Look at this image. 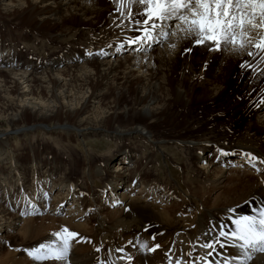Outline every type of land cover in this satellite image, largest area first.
<instances>
[{
	"label": "bare ground",
	"instance_id": "1",
	"mask_svg": "<svg viewBox=\"0 0 264 264\" xmlns=\"http://www.w3.org/2000/svg\"><path fill=\"white\" fill-rule=\"evenodd\" d=\"M122 2L127 5L129 0H122ZM131 2V8L127 6L120 8L119 4L121 0H0L1 10L9 13L24 12L27 14L29 24L33 23L31 27L35 26L38 28V26H45L49 30H52L50 37L53 38V43L60 45L62 49L60 51L62 53L59 52L53 55L48 61L42 62L40 65L37 62L21 61L15 54L8 55L5 58L3 56L0 57V68L7 66L11 68V70H8L9 72L6 69H0V78H2L0 79V88L4 87L6 83V85H11L14 88L12 94L15 93V97H10L5 92L2 97L7 102L6 111L12 115L9 128L0 130V150L7 153L4 158L8 157L9 150H13L11 144H9V139H7L8 134L12 133L18 136L22 133L25 136L26 133L32 131L31 128H39L42 125L40 123H43L45 120L49 121V125L46 126H49L50 130H53L52 132L49 131V134L51 133L52 136L59 135L68 144L73 142V138L75 140L77 137L85 139L93 136L106 137L107 135L112 136L116 142L120 141L116 154L111 156L112 162L113 160L120 161L116 166L117 169L111 170L112 162H99L95 164L93 171L88 175L85 174V177L82 178L83 182L88 181L86 184L88 185L89 194H84L86 187H83L84 185L81 184L80 179L73 180V178L67 176L62 181H59L61 176L56 175L53 178L55 171L51 173L47 171L43 173L36 172L33 174L32 182L34 186L28 193H25V191L14 193L10 188L9 190L6 189L8 187L6 186L7 181L6 183L2 181L3 183L0 184V188H3L2 190L4 191L3 194L0 193V221L2 224H7L2 228V234L13 228L16 223L20 222V218L25 215L43 213L44 207L49 206V204L51 205L50 213L54 212L52 214H57L63 208L65 209L64 205L67 203V206L69 205L67 209H71L67 214H70L69 220L72 221H74L72 216L78 214L81 215V218L75 220L88 221L91 219V216H95L98 219L96 227L91 228L94 238H88L90 239L88 244L83 243L87 239L81 240L85 236H76L71 239L68 264H98V259L103 261L104 264H127L126 260L120 259L121 253H118L116 249L125 246L128 241H132V244L135 245V247L129 246L126 248V251L130 252L134 257L133 264H169V260L165 256L166 252L171 257V264H176V260L180 258H183V261L187 262L189 257L186 253L192 250L190 241L197 244L196 252L193 253V256L205 255L209 251L208 249L200 248L198 244L203 243L206 239L201 234L208 229L209 225L207 224L210 221L213 223L222 222L225 225V230H228L234 227L231 224L232 218H236L239 215H251L254 209L264 207V164L259 162L260 160H264V142H260L261 146L259 147L255 145L246 147L234 144L233 142L230 143L228 141H233L234 132L230 129H226L223 132L218 127L217 131L221 133V137L218 136L219 134L217 135L218 137L209 134L216 131L213 128H211L213 132H209L207 137L203 136L204 134L198 133V137L192 139H188L186 136V138L184 136L181 138L182 134L179 131H171L170 134L166 131L163 137L153 135L152 132L154 125L158 123L157 121L170 116L176 117L174 116L175 112H173L176 106L179 109H185L188 106L187 109L190 110L189 108L193 109V104L195 107L199 104L205 106L215 103L224 96H230L231 98V95H227L225 90L228 80L232 78L235 80L234 92L240 93V97L236 98L243 102V106H238V104L231 106V104V109L234 112L235 107H237V111L250 112L248 115H250L249 117L252 120L249 128H260L264 141V102H262L261 97V90H264V63L254 64L255 71L249 70L245 74V72L240 70L239 63L241 59H248L247 56L222 55L220 52L217 55V60L211 63L206 72L203 73L202 71L205 68L200 67L201 63L199 61H194V59L187 57L185 54L188 51H184V49L190 48V51H195L197 46H201L199 48L207 51L209 47L206 44L195 45L191 37L183 38L184 34L175 27L178 23L177 21L169 22L172 25V31L176 35H170L163 44L153 43L149 46L145 43L139 46H129L125 41L137 34L129 30L127 25L129 14L135 19L137 18L136 13L143 11L144 7L137 4L136 0H131ZM106 15H109L108 20L101 22V19ZM255 35L256 33H250V36ZM66 39L71 41V46H68L69 44L64 45ZM106 41L108 42L106 43ZM122 44L123 47H121ZM170 44L174 46L170 47ZM154 45L156 46L153 48L155 49L153 52L141 54L151 49ZM138 48L140 50H137ZM100 49H104L105 54L98 55L97 53ZM129 51L133 54H120V52ZM88 53H92V55ZM110 55H114L115 57L112 58ZM62 66L63 68L55 75V71L59 70L58 68ZM178 66H180L182 71L178 70ZM136 69H138L137 74L134 73ZM183 69H185V73ZM188 69L191 74L187 71ZM3 74H5L4 77H2ZM170 74L178 75L177 78L179 80L182 79L183 84L188 83L190 87L191 84H194V86L186 90L183 88V84L178 82L170 93L167 87ZM196 76L197 82L192 83ZM58 77L62 78L61 82V78ZM18 80L30 84L32 91L28 94L20 92L17 89ZM132 82L135 83L136 89L131 99L123 100L124 91L126 90L127 92V87ZM198 84H201V86ZM110 85L115 87V92H112L109 97L105 98V94L101 90ZM36 88L37 90H35ZM78 90H81V93H78ZM119 96L123 100V103L118 100ZM14 98L17 99V102H15ZM41 98L45 102L42 100L43 102L40 101L35 107L29 108L24 105V103H33ZM109 100H113V108L109 107ZM194 101H200L201 103L196 104ZM244 102L246 103V107H244ZM91 104H94V106L92 107ZM230 106L216 107L218 111L216 113L221 114L219 117L226 118L219 121L220 127H233L231 120L227 118L228 115L226 114ZM254 108L255 110L257 109V115L253 114ZM92 109L99 111L89 113V110ZM16 114H19L18 116L20 117L14 116ZM26 114L30 115L31 124L27 122ZM109 119L112 124L106 126L104 121ZM145 120H149V122L145 124ZM166 123L168 128L169 126H173L170 121ZM190 124H193L192 121L190 123L188 121L184 122L183 130L192 131L194 128H191L192 125ZM76 131L80 133V136H77ZM245 132L251 133L249 130L240 132L238 129L237 135H244ZM44 134H48V131H45ZM130 136H139L142 140L145 138L148 144H151L157 151L160 149L163 153L164 150L162 148H167V146H172L173 144L186 145L188 148L181 147V149L186 150L185 153L190 158L194 157V154L198 157H194V159L196 158L195 167L207 176L203 175L209 183L199 181V177L197 178L193 174V171L189 170V173L193 176H190L184 183L179 179V190L184 191L185 194L189 193L191 198L189 195H184L185 197L188 196V199L178 197L177 202L179 201V204L177 208H179V211L187 210L186 208L195 205L198 209L205 208L210 210L211 216L205 214V210L203 213L205 219L203 220L204 217L199 213L194 218V221H191L194 224L192 229L186 228L188 227L186 224H176L178 231L176 234L182 240V244L176 243V239L173 237L164 241L161 240L160 238L164 235H157V224L154 222L143 224L141 232L145 233L135 236L134 233L139 231L137 230L138 225L129 224L123 220L131 214L127 210L122 215L124 218H111L112 221L108 219V223L101 220L100 214L102 210L100 207L110 198H114L117 201V195L119 202L121 193L119 191L127 184H130L133 189L137 183H140L144 189L143 194L145 197L154 195L155 197H163V199L170 197L171 192H168L169 188L175 186L158 181V179L148 182L142 177L141 173H143V170L141 167H143L144 163H147L145 162L147 157L140 159L141 156H136L135 151L132 149ZM197 149H202V152H196ZM24 153L25 156H21L22 161L14 160L15 165L22 166L23 170L29 167L28 160L34 161V157H30L26 152ZM244 153H251L257 157L255 161L256 167L248 163V158L245 157ZM164 157L166 162L169 163L172 155L165 153ZM9 158L4 164L7 165V162H11L12 165L13 158ZM74 159L76 157L73 158V162L75 161ZM90 159L88 158L89 161ZM88 160L87 163L89 162ZM202 162L207 164H203ZM228 162H234L235 167L241 166L243 169H238L241 172L230 171L229 173L232 174L235 172L236 176L233 180L229 179L228 183L235 184V191L241 190V193L243 192L244 194L226 202V184L222 185L224 181H221V179L224 178L228 171L225 173L219 171L220 177L216 180H214L215 178L212 179L211 171L225 167V164L227 163L228 165ZM136 167L138 168L135 169ZM131 170H134V173H128ZM96 175L99 177V181L102 180L100 182L103 185L100 187L91 185L94 182V180H91V177H95ZM129 175H132V177ZM251 176L255 179L253 183ZM228 178L225 176L224 179L227 181ZM21 180L23 182V178ZM18 183H20L19 180L15 184ZM37 185H40L39 188L36 187ZM50 186H53L52 189L55 190H51ZM55 186H58L63 191L60 193L64 194L58 201L57 197H54L58 195V187L55 188ZM94 187L95 189H93ZM214 190H218L219 194L213 204L209 205L210 200L207 196ZM20 195H22V198L27 195H33L34 199L28 198L24 201L25 198H23L21 203L16 204L15 201ZM89 195L90 197L87 198ZM52 197L54 199L51 201ZM112 201L114 202V200ZM133 201H136V199H133ZM118 202L115 205H118ZM16 206L19 207L18 210ZM228 209H234L235 211L228 212ZM9 214L13 215V217H8ZM131 216L133 217V215ZM44 223H47L46 219H44ZM23 228L27 233V230L33 228L32 221L26 222ZM102 232L107 233V235L104 236ZM36 233L38 232L36 231ZM40 233L42 234V232ZM2 234L0 235V243L6 240ZM198 236L201 237L199 242L195 240ZM121 238L127 240V242L122 243L123 240H120ZM46 240L47 242H44L46 245L56 246L59 243L58 237ZM140 243H146L148 247L159 244L160 247L155 251L149 252L147 249L140 250L138 247ZM39 245L37 244L29 248L21 247V256L15 258L14 264H64V262L54 259L37 261L27 254L26 250L39 247ZM182 245H185L187 249L180 248ZM97 247H100V252L95 251ZM169 249L171 250L169 251ZM217 250L220 251V249ZM226 251L231 253L233 250L227 248ZM249 264H264V252L255 253Z\"/></svg>",
	"mask_w": 264,
	"mask_h": 264
},
{
	"label": "rangeland",
	"instance_id": "2",
	"mask_svg": "<svg viewBox=\"0 0 264 264\" xmlns=\"http://www.w3.org/2000/svg\"><path fill=\"white\" fill-rule=\"evenodd\" d=\"M108 18H109V15L104 16L101 19V22L107 21ZM31 24H29V22L27 21V14H25L24 12H20V13L10 12L9 13V12H5L0 9V57L3 56L5 58L8 55L15 54V56L21 61L37 62L40 65V63L48 61L53 55L58 54L62 50L60 48V45L53 43V38L50 37V33L52 32V30H49V28L45 26H38V28L35 26L31 27ZM70 38L72 39V37ZM107 42L108 41H106V43ZM67 44H69L68 46L72 45L71 41L68 39L64 41V45H67ZM155 46L156 45H154L151 49L146 50V52L144 53H141V52L140 53L141 54L151 53L155 50L153 49ZM199 47L197 46V48H195L196 49L195 51H188V53L185 55H187V57H190L191 59H194V61H199L201 63L200 67L205 68L202 71L203 73H205L206 69H208V66L217 60V55L220 54V51L209 50V49L205 51ZM120 54L129 55L133 53L129 51V52H120ZM110 56L112 58L115 57L114 55L113 56L110 55ZM68 65H72V64H68ZM62 68L63 66L58 68L59 70L55 71V75ZM0 69H6L7 71L11 70V68L8 66L5 68H0ZM178 70L182 71L180 66H178ZM187 71H189V73L191 74L189 69ZM183 72L185 73V69H183ZM244 72L246 74V71ZM134 73L137 74L138 69H136ZM4 75L5 74H3L2 77H4ZM177 77L178 75H175V74H170L169 76L167 87L170 93L172 92L174 85H176L178 82L180 84H183L182 83L183 80L182 79L179 80ZM58 78H61V77H58ZM18 81L19 83H18L17 89H19L20 92H24L28 94L30 93V91H32V86L30 84H28L27 82L25 83L20 80ZM61 81H62V78L60 79V82ZM196 82H197V76L193 79L192 83H196ZM198 85L201 86V84H198ZM182 86L186 90H189L191 89V87L194 86V84H191V87H190V84L188 83H185ZM0 89H1L0 90V130H5L9 128V123L11 122L10 118L12 117V115L8 114V111H6L5 107L7 105V102L6 100L2 99V97L4 96L5 92L7 93L6 95L9 94L8 96L10 97H13V96L15 97V93L12 94L13 93L12 91L14 88L11 87V85H6V83L4 84V87ZM135 89H136L135 83L134 82L130 83V85L127 87V92L126 90L124 91V95L122 96V99L123 100L131 99L132 94L134 93ZM35 90H37V88ZM234 90H235V80L230 78L227 82L225 93L227 95H231V98L230 96H224L221 99H218V101H216L215 103L205 105V106L203 104H199L201 103L200 101L198 102L194 101L196 102V104H199L200 106L196 105L195 107V105L193 104L192 105L193 109L189 108L193 115L192 114L190 115V110L187 109L188 106H186L185 109H179L178 106H176V108L173 109V112H175L174 116L176 117L170 116V117L164 118L161 121H157L158 123L154 125V130L152 131L153 135L155 134V135H160L161 137H163L166 131L169 134L171 131H179L182 134L181 138L183 136L184 137L186 136L188 139H192L195 137L197 138L198 133L201 135L204 134L203 136H206V137L209 134H212V136L215 135L214 137H218V136L221 137V133L217 131L218 130L217 127H218L219 130L223 132H225L226 129L227 130L230 129L231 131L234 132L235 136H234L233 141H228L230 143L233 142L234 144L244 145L246 147H251L253 145L258 146V147L261 146L259 143L264 142V141L260 133L261 132L260 128L258 127L249 128V125L251 124V120H252L249 117L250 115H248L250 114V112L244 113L242 111H237L238 109L237 107H235L234 112L231 109V106H235L237 104L238 106L239 105L243 106L242 104L243 102L238 100V98L240 97V93L239 92L235 93ZM78 91H79L78 93H81V90H78ZM101 91L104 92L105 94L104 97L107 98L112 94V92L113 93L115 92V87L110 85V86L103 88ZM122 99L120 97L118 100L121 103H123ZM14 100H16L15 102H17L16 98H14ZM42 100L45 102V100L41 98L33 103H29V104L24 103V105H26L29 108L35 107V105L40 103V101L43 102ZM112 101L113 100L110 101L111 104L109 103L110 108H113ZM245 102H244V107H246ZM102 104H105V103H102ZM91 105L92 107L94 106V104H91ZM224 105H228V106L231 105L226 114L228 115L227 118L231 120L233 127H230V126L220 127L219 121L225 120L226 118L223 119L219 117L221 114L216 113L218 112L216 107L224 106ZM94 111L95 109L89 110V113L94 112ZM98 111L99 110L95 112H98ZM257 113H258L257 109L255 110L254 108L253 114L257 115ZM18 115L19 114H16L14 116L20 117ZM25 117L27 119V122L31 124L30 115L26 114ZM190 120L193 123V124H190L192 125L191 128H194L192 130L193 132L189 130H186V131L183 130L184 122L188 121L190 123L191 122ZM168 121H170L173 126H169L168 128L167 123H166ZM147 122H149V120H145V124H147ZM198 122H201V123H198ZM48 123H49L48 120L43 121V123H40L42 125L39 126V128H31L32 131L29 133H26L25 136H23L24 134L22 133L21 135H18V136L13 135L12 133L8 134L9 136L7 137V139H9V144H11V147L13 150L8 151L10 153L8 154V157L6 158L4 157L6 156L5 154L7 153L2 152L0 150V184L3 183L2 181H5V183L7 181L8 183L6 186L8 187H6V189L9 190L10 188L11 191L14 193L18 191L19 192L25 191V193H28L30 192L31 188L33 189V186H34V183L32 182L33 174H35L36 172L43 173L47 171L48 173H51L52 171H55V173H53V178L56 177V175L57 176L59 175L61 176L59 178V181H62L67 176L73 178V180L80 179L81 184L84 185L83 187L84 188L86 187L84 189V194H87V193L89 194L88 185L86 184L88 183V181L83 182L84 180L82 178L85 177V174L88 175L91 171L94 170L95 164H98L99 162L105 163V161L112 162L111 156L116 154L120 141L116 142V140L113 139L112 136L107 135L106 137L93 136V137L85 138V139L84 138L82 139L81 137L80 138L77 137V139H75L76 142H74L75 140L73 138L72 139L73 142L68 144L65 140H63V138L59 137V135L52 136L51 133H50L51 135L49 134V131L52 132L53 130H50V127L46 126V125H49ZM104 124L108 126L112 124V122L109 119V120H105ZM206 124L208 125L205 126ZM205 127L207 128V130ZM211 128L215 129L216 131L213 132V129ZM238 129L240 130V132L243 130H249L251 131V133L245 132L244 135H237ZM45 131H48V134H44ZM209 132H213V133H209ZM64 134H69V133H64ZM76 134L77 136H80V133L78 131H76ZM113 136L116 137L115 135ZM129 139L132 145V149L136 153V156L137 157L141 156L140 159L147 157V160L145 161L147 163H144V164L142 163L144 169L143 167L140 166L143 170V173H141L142 177L148 182H153L158 179V181H162L168 185L171 184L175 186H172L169 188L168 192H171L170 197H167V199H163V197L162 198H160L159 196L155 197L154 195L145 197V195L143 194L144 189L140 183L139 184L137 183L133 187V189L130 184H127L123 187L121 191H119L121 192L119 196V202H118V195H117V201H115L114 198H110L104 202L105 204L102 207H100L102 210V213L100 214L101 220L107 221L108 223V219L112 221L111 218H114V219L124 218V216L122 217V215L127 210V212L129 211L131 212V214L123 220L127 221L126 223L138 225L137 230L139 231H136L134 233L135 236L145 233V232H141L143 224H146V222L147 223L154 222L155 224H157V229H158L157 235L158 236L164 235L162 238H160L161 240L164 241V240H167L173 237L176 239V243L182 244V240L178 238L176 234L178 233L176 224H184V225L186 224L188 225V227L186 228L192 229L194 224H192L191 221H194V218L197 217L199 213L202 217H204L205 215L203 213L206 210L205 214L211 216L210 210L205 209V208L198 209V207L195 205H193L192 207L186 208L187 210L179 211V208H177V205L179 204V201L177 202L178 197L182 199H185V198L188 199V196L185 197L184 195H189V197L191 198V195L189 193L185 194L184 191L179 190L180 189L179 179L183 181L184 183L188 180L190 176H193L192 174L189 173V170H192L193 174H195L197 178L199 177L198 178L199 181L201 180L203 183H207V184L209 183V181L208 180L206 181V178L204 177L206 175L202 174V171L198 170V168L195 167L196 165L195 159L198 157L195 156L194 154L193 156L196 158L195 159L194 157L190 158V156L187 153H185L186 150L181 149V147L188 148L186 145L173 144L172 146H167V148H162L164 150V153H163L162 151H160V149L157 151V149L153 148L151 144H148L145 138L142 140L139 136H130ZM14 147H15V150H14ZM24 152L28 153L30 157H34V161L28 160L29 167L25 170L22 169V166H16L14 163L15 159L22 161L21 156L22 155L25 156ZM196 152L200 153L202 152V149H197ZM165 153L172 155V158L171 160H169V163L166 162V159L164 157ZM198 156H201V155H198ZM9 157L13 158L12 165H11V162H7V165L4 164L6 163V161L10 159ZM75 157L76 159H74L75 161L73 162V158ZM85 158L87 160L88 158L89 159L91 158V159L90 161L88 160L89 162L87 163V160ZM75 163L77 164L76 166H75ZM119 163L120 161L113 160V162L111 163L112 164L111 170L117 169L116 166ZM202 163L207 164L208 161L207 163H204V162ZM225 165H226L225 167L221 168L219 166L220 167L219 169L212 170L211 177L212 179L215 178L214 180H216L217 178L220 177V174L218 173L219 171H222L223 173L228 171V173L225 174V176L229 177L228 180L226 181V179H224L225 176L224 178L221 179V181H224L222 185L226 184L225 188L227 189V194L225 195V199H226V202H228L230 199L237 198L238 196L244 194L243 192L241 193V190L235 191L236 190L235 184L228 183L229 179L233 180V178H235L236 176L235 172H233V174L229 172L230 171L241 172L240 170H243V169L241 168V166L235 167L234 162H230V163L228 162V165L227 163ZM38 168H41V169H38ZM137 168L138 167H136L135 169ZM134 170H131L128 173H134ZM249 171H250V168H249ZM255 173H258V172H255ZM129 176L132 177V175H129ZM21 178H23V182H21L22 181ZM91 178H92L91 180H94V182L91 184L92 186L100 187L103 185V183H101L102 180H100L101 181L100 182L98 180L99 177L97 175L95 177L92 176ZM18 180L20 181V183L15 184L16 181ZM253 182H255V179L252 177V183ZM40 185H37L36 187L39 188ZM52 187L53 186H50L49 188H51V190H55V189H52ZM56 187L58 186H55V188ZM2 189L3 188H0L1 194L4 193ZM93 189H95V187ZM57 190H58L57 191L58 195L54 197H57V201H58V199L61 198L64 194L60 193L63 191H61L59 187ZM218 194H219L218 190H214L212 191V193L210 192V194L207 196L210 200L209 205L213 204ZM54 197L51 198V201L54 199ZM89 197L90 195L87 198ZM23 198H25L24 201L28 198L32 200L34 199L33 195H27V196H24ZM23 198H22V195L18 196L15 203L16 204L21 203ZM133 199H136V201H133ZM112 200H114V202ZM111 202L112 204H110ZM116 202H118L119 204L115 205ZM64 206H65V209L63 208L57 214H52L54 212L50 213V209H51L50 204L49 206L44 207V212L41 214H27L24 217L20 218L19 220L20 222L16 223V225L13 228H11L12 230L10 229L7 232L5 231L3 234L1 230L7 224H2V222L0 221V235L2 234V236L6 238L5 242L0 243V264H14L15 258L21 256V253H20L21 247L29 248L37 244L39 245L40 243H44L45 241L47 242L46 239L55 238L56 236L54 234L56 232L61 231L64 227H67L71 231H75L76 233H78L77 236L79 237L85 236L81 240L84 241L85 239H87L83 243L88 244L90 242V239L94 238L93 236L94 233H92L93 232L92 229L95 228L96 225L98 224V219L95 216H91V219L88 221L87 220H80V221L75 220L77 218H81V215L78 214L76 216H72V219L74 221L69 220L70 214H67V212L70 211L71 209L70 210L67 209V207H69V205L67 206V203ZM16 209L18 210L19 207H17ZM131 215H133V217ZM8 217H13V215L9 214ZM44 219H46L47 223H44ZM204 219L205 217L203 218V220ZM29 221H32L33 228L30 230H27L28 232L26 233L23 227L26 225V222H29ZM36 231L38 233H36ZM40 232H42V234ZM29 234L31 235L30 237H29ZM89 234H92V235H89ZM102 234H104V236L107 235V233L105 232H102ZM120 240L125 241V242L122 241V243L127 242V240L123 238H121ZM185 245H182L180 248L184 249ZM176 247H177V244H176Z\"/></svg>",
	"mask_w": 264,
	"mask_h": 264
},
{
	"label": "snow or ice",
	"instance_id": "3",
	"mask_svg": "<svg viewBox=\"0 0 264 264\" xmlns=\"http://www.w3.org/2000/svg\"><path fill=\"white\" fill-rule=\"evenodd\" d=\"M136 3L144 7L143 11L136 13L135 19L129 14V30L137 33L125 41L129 46L163 44L170 35H176L169 22L177 21L175 27L184 34L183 38L191 37L195 45L206 44L209 50L220 51L222 55L247 56L248 59H241L239 63L242 72L255 71L254 64L264 63V0H136ZM125 6L131 8V0L127 5L121 0L119 7ZM250 33L256 35L250 36ZM184 51H190V48H185ZM97 54H105L104 49H100ZM261 97L264 102V90H261ZM244 155L248 158V163L256 167L257 157L251 153ZM259 162L264 164V160ZM231 224L234 227L225 230L222 222L210 221L208 229L201 234L206 239L198 244L200 248L209 251L205 255L193 256L197 244L190 241L192 250L186 253L188 261L180 258L176 260V264H249L255 253L264 252V207L254 209L251 215L232 218ZM54 235L59 238L56 246L41 243L39 247L26 250L27 254L37 261L54 259L68 264L70 240L78 233L64 227ZM200 239L199 236L195 238L197 242ZM129 246L135 247L132 241H128L116 251L121 253L120 259L133 264V255L126 251ZM138 247L152 252L160 245L148 247L146 243H140ZM227 248L233 251L229 253ZM100 250V247L95 249L96 252ZM165 256L171 264V257L167 252ZM98 264L104 262L98 259Z\"/></svg>",
	"mask_w": 264,
	"mask_h": 264
}]
</instances>
